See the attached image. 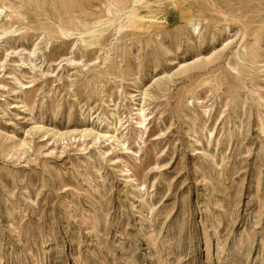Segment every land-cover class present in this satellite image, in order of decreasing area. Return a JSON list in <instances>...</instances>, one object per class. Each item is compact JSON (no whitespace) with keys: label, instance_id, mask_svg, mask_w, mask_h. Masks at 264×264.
Segmentation results:
<instances>
[{"label":"rangeland","instance_id":"obj_1","mask_svg":"<svg viewBox=\"0 0 264 264\" xmlns=\"http://www.w3.org/2000/svg\"><path fill=\"white\" fill-rule=\"evenodd\" d=\"M0 264H264V0H0Z\"/></svg>","mask_w":264,"mask_h":264},{"label":"bare ground","instance_id":"obj_2","mask_svg":"<svg viewBox=\"0 0 264 264\" xmlns=\"http://www.w3.org/2000/svg\"><path fill=\"white\" fill-rule=\"evenodd\" d=\"M134 17H135V16H134ZM134 17H133V18H134ZM136 19H137V18H136ZM62 34H63V33H62Z\"/></svg>","mask_w":264,"mask_h":264}]
</instances>
